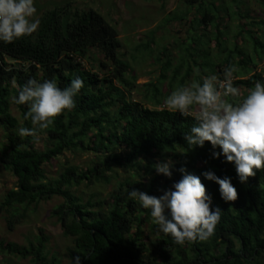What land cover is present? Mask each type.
<instances>
[{"label":"trees","instance_id":"trees-1","mask_svg":"<svg viewBox=\"0 0 264 264\" xmlns=\"http://www.w3.org/2000/svg\"><path fill=\"white\" fill-rule=\"evenodd\" d=\"M183 3L185 12L173 14L167 20L186 21L190 10L195 8L193 29L196 25L197 28L211 26L215 29L213 38L217 41L219 55L225 54L212 66V73L219 75V79L223 76L217 67L225 65L228 68L237 63L242 69L250 70V64L255 65V57L264 56V33L255 35L253 29L246 31L252 55L238 47L226 49L221 41L227 33V26L226 30L221 29L222 17L231 13L226 6L219 5L218 0H183ZM39 19L40 25L31 36L11 43L0 42V127L5 129L8 140V145L0 151V164L16 178V186L0 203V214H11L10 227L26 217L27 208L61 196L64 202L54 209L53 215L61 223L64 234L73 239L74 247L69 255L71 264L76 256H80V264H256L264 254V169L256 170L247 182L241 183L232 163L226 162L223 156L212 157L209 142L203 147H191L186 143L184 133L193 125L192 117H182L166 107L144 106L115 85L114 80H117L133 87L127 77L130 66L121 59L122 44L117 28L100 13L93 9L73 11L67 3L46 11ZM210 40L202 33L192 37L191 45L186 48L189 55L193 56L189 53L193 49L194 55L202 56L200 65L194 59L198 65L197 81L206 77V69L210 70L211 55L207 49ZM92 50L103 57L99 71L83 64ZM237 57L239 61L235 62ZM108 63L113 65L112 69H108ZM185 65L186 60L182 59L176 66L171 86L176 82L178 87L186 84L192 73L190 65L178 79ZM168 68L166 61L165 71ZM76 77L83 81V87L75 97V107L38 133L46 132L48 143L44 150L38 149L36 139L19 135L21 127L31 128L32 125L30 119H24L27 104H17L14 97L29 79L39 82L54 79L58 87L64 88ZM164 78L166 76L162 80ZM257 81L264 82V70L233 83L236 87L251 89ZM145 86L153 91L157 104H161L162 93L158 86L152 82ZM12 102L20 111L21 125L10 113ZM79 148L95 152L98 159L94 165L86 170L69 165L58 178L47 180L45 165L66 151ZM166 154L174 156L176 168L171 178H165L164 190L171 189L182 178L180 169L184 168L204 184L212 200L210 209L218 207L221 210L220 221L207 240L181 245L170 235L160 232L151 222L149 210L128 198L129 191L139 190L136 183L121 185L108 198L87 202L71 191L72 187L83 183L108 181L107 172L113 166L140 167L141 160H147L152 166L153 158ZM209 170L220 178H230L237 191L235 201L225 202L220 197L219 186L204 178L202 173ZM158 179L152 178L145 193L153 196L161 193ZM47 240L40 236L37 243L30 246L0 240V249L23 259L29 258L31 264H60L57 258L50 259L46 253Z\"/></svg>","mask_w":264,"mask_h":264},{"label":"rangeland","instance_id":"rangeland-1","mask_svg":"<svg viewBox=\"0 0 264 264\" xmlns=\"http://www.w3.org/2000/svg\"><path fill=\"white\" fill-rule=\"evenodd\" d=\"M241 2V3H239ZM37 8L38 17H42L48 10L56 7L65 6L70 3V9L88 10L93 9L100 13L108 22L117 28L118 38L121 41L120 54L121 59L125 60L130 66V73L127 76L132 86H124L117 80L114 84L121 87L126 95L133 101H138L149 108L166 107L163 100L178 88V83L170 85L174 69L182 59L186 60V65L181 69L178 79H180L188 65L192 67V73L186 81V84L197 81L198 65L202 64V56L194 55V50L190 49L193 56L188 54L186 48L191 45V38L196 35L206 33L211 38L207 49L210 50V70H207L206 77L219 75L212 73V66L224 57L225 54L219 55L216 39L213 38L215 29L211 26H199L193 29V18L196 9L190 10L189 18L186 21L172 20L168 22L173 14L180 15L185 12L186 6L183 0H34ZM218 4L226 6L230 15L223 14L222 31L227 33L221 37L226 49L243 50L248 55L253 54L250 44L247 43V30L253 29L255 35L260 32L264 33V0H218ZM239 15H235V13ZM243 15V16H242ZM258 33V34H257ZM149 44V48L146 45ZM200 48V46H198ZM201 49V48H200ZM195 59V60H194ZM239 58L234 59L238 62ZM103 60L102 55L97 50L91 51V56L83 61L88 69L99 71V63ZM238 60V61H237ZM169 62V68L165 71V63ZM221 63V62H220ZM220 65V64H219ZM251 68L242 69L237 63L234 64L235 72L233 73V82L237 79H247L253 73H259L264 70V56L255 57V65L250 64ZM113 65L108 63V69ZM217 70H221L223 76L227 67L222 65ZM166 76V78H163ZM205 78V77H204ZM154 83L158 86L162 95L159 97L161 104L153 98V91L145 86L147 83ZM240 96L233 98L236 101L242 100L250 89L237 87ZM195 111V110H194ZM11 115L22 124L20 111L12 102L10 107ZM45 131V130H44ZM47 134L43 132L38 135L35 146L44 150L47 147ZM88 139L86 140L87 143ZM8 145L6 131L0 127V151ZM98 159L92 150L84 151L79 148L75 151H66L64 155L55 158L45 165L47 180L58 178L63 170L69 165H75L79 169L86 170L92 167ZM154 164L164 160L173 161L175 169L176 160L171 154L164 157L153 158ZM172 169V170H173ZM109 180H101L93 184L83 183L74 186L71 191L74 195L82 198L83 202L108 198L111 192L127 183H136L139 191L145 192L150 186L154 176L159 177L158 185L161 188L160 196L164 191L165 176L156 174L153 165L149 166L147 160L140 161V167H118L113 166L111 171L107 172ZM16 186V178L11 172L0 164V203L6 193ZM64 202L61 196H55L51 200L43 201L38 205H33L26 210V217L20 218L13 228L9 225L11 214L3 212L0 214V240L5 243L15 242L19 245L30 246L31 243H37V238L45 236L46 253L49 258H57L60 264H71L70 250L74 247L73 239L64 234L61 223L53 215L54 209ZM21 212H23L21 210ZM236 246L239 244L235 242ZM0 264H31V260L23 259L19 256L9 254L7 251L0 249ZM256 264H264V254L257 259Z\"/></svg>","mask_w":264,"mask_h":264},{"label":"clouds","instance_id":"clouds-1","mask_svg":"<svg viewBox=\"0 0 264 264\" xmlns=\"http://www.w3.org/2000/svg\"><path fill=\"white\" fill-rule=\"evenodd\" d=\"M39 25L34 0H0V42L11 43L31 36ZM234 72V66L230 65L223 79L213 75L182 85L171 91L163 104L172 113L193 118V125L184 133L188 145L203 147L209 142L212 157L223 156L232 163L238 180L245 183L256 170L264 169V82L257 81L242 100L236 101L233 98L239 97L240 92L233 83ZM82 87L79 77L64 88L58 87L54 79L43 82L29 79L14 97L17 104H27L24 119H30L32 125L21 127L19 135L37 139L38 133L53 125L55 118L75 107V97ZM217 148L220 151H215ZM153 168L156 174L171 178L173 161L156 162ZM180 172L182 178L160 196L133 189L128 198L149 210L151 222L175 243L207 240L220 221L221 210L210 209L211 197L198 176L184 168ZM202 175L219 186L225 202L237 199L230 178H220L211 170ZM72 261L80 264V256Z\"/></svg>","mask_w":264,"mask_h":264},{"label":"built area","instance_id":"built-area-1","mask_svg":"<svg viewBox=\"0 0 264 264\" xmlns=\"http://www.w3.org/2000/svg\"><path fill=\"white\" fill-rule=\"evenodd\" d=\"M1 62V61H0ZM9 63H15L16 61H8Z\"/></svg>","mask_w":264,"mask_h":264}]
</instances>
